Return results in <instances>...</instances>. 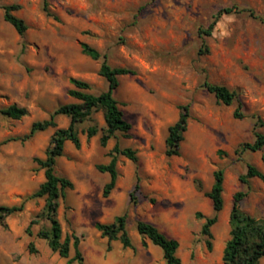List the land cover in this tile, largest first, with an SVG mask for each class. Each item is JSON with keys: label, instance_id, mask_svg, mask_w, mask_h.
Wrapping results in <instances>:
<instances>
[{"label": "rangeland", "instance_id": "1", "mask_svg": "<svg viewBox=\"0 0 264 264\" xmlns=\"http://www.w3.org/2000/svg\"><path fill=\"white\" fill-rule=\"evenodd\" d=\"M44 1L58 21L43 11ZM9 5L20 6L14 15L28 27L24 38L3 19L1 7ZM227 7L246 12L223 16L210 36L202 34ZM247 11L264 19V0H0V206L20 205L44 182L34 158H45L54 129L26 142L5 141L28 134L33 122L49 119L58 107L77 103L68 95L74 88L71 78L88 83V92L95 95L107 89L98 75L100 61L81 52L80 43H87L106 55L110 66L135 71L119 78L114 95L132 128L129 138L119 133L101 147L105 123L99 111L77 126L79 150L65 143L56 172L73 189L59 200L63 235L80 239L86 264H164L161 250L137 233L136 222L145 221L178 241L181 264H222L233 196L245 193L242 210L264 219V181L253 178L244 185L239 180L248 165L264 174V149L239 150L253 141L256 117L264 122V20L251 18ZM204 82L235 91L244 118H233L236 103L217 104L202 87ZM11 105L26 108L27 116L13 120L2 115ZM186 105L190 117L180 155L169 158L168 127ZM55 122L57 128H67L69 119L57 116ZM91 126L99 132L87 139L85 131ZM116 144L135 151L137 162L118 156L116 187L104 198L109 175L96 166L110 162ZM217 169L224 171L223 209L211 229L209 251L201 231L206 218L214 215L205 194ZM137 180L140 188L132 201ZM43 206L44 199L28 201L22 212L0 222V264H66L36 236L46 225L36 219ZM124 214L134 250L119 242L108 249L95 224L112 223ZM33 220L37 223L30 237L26 229ZM30 242L34 253L28 249Z\"/></svg>", "mask_w": 264, "mask_h": 264}, {"label": "trees", "instance_id": "2", "mask_svg": "<svg viewBox=\"0 0 264 264\" xmlns=\"http://www.w3.org/2000/svg\"><path fill=\"white\" fill-rule=\"evenodd\" d=\"M3 19L10 24L16 31L19 37L24 38L28 30L25 22L14 15V12L20 9L19 5L2 6ZM43 11L47 16L53 17L56 21L58 18L53 15L46 1L43 4ZM244 10L237 7H227L213 17L212 23L201 33L210 36L223 16L243 13ZM253 19L264 20L258 17L251 11H247ZM81 52L84 56L93 61H100L98 75L107 83V89L98 94H92L90 85L84 81L71 78L70 84L74 87L68 91V95L78 101L77 103L65 104L58 107L47 120L33 122L28 134L21 138L7 139L9 141L26 142L34 137L39 132H44L48 129H54L53 134L49 139L48 148L45 152V158H34V162L40 169L44 171V182L40 184L37 191L25 197L23 202L18 206H0V222L4 223L5 219L20 213L24 210L25 204L34 199H44V206L41 212L36 216L38 221H43L46 225L38 231L37 238L44 240L49 249L59 255L60 258L66 259V264H86L83 254L80 250V239L75 235H63L61 224L57 218L59 208V200L65 198L66 191L73 189V183L65 177H62L56 172V164L58 158L63 156L64 146L66 142H71L76 150L81 147V141L77 131V126L90 120L92 114L101 111L105 127L102 129L99 138L101 147H106L109 140L115 139L117 134H122L125 138H129L131 124L124 118V114L120 109V103L115 98V92L119 88V78L123 76H134V70L128 68H115L109 65L107 56L102 55L95 48L87 43H80ZM202 87L216 100V103L224 106L237 104L233 112V118L241 120L244 118L242 113V104L239 102L238 94L235 91L229 90L225 86L213 85L204 82ZM180 114L177 121L168 127V135L165 140V155L167 157H178L180 155V145L184 140V134L187 131L188 120L190 117L189 106L180 107ZM1 114L13 120H20L27 116L28 111L24 107L11 105L1 111ZM57 116H65L69 119L67 128H57L55 118ZM264 127V122L256 117L254 124V139L250 143H243L239 146L240 151L261 152L264 149V134L261 128ZM99 132L96 126H91L86 129L85 134L87 139L95 137ZM110 162L106 165H97L96 169L100 173L108 174L109 181L104 185L102 196L108 198L116 187L118 180L117 158L124 156L133 163L137 162L136 152L130 148L121 149L116 144L109 153ZM264 165V154L261 156ZM257 178L264 181V174L255 166L248 165L244 175L239 177L242 184L248 185L249 181ZM223 183L224 171L217 169L213 172V184L206 197L211 201L214 215L206 218L202 226V235L206 238V246L209 251L212 250V232L211 229L218 221V214L223 209ZM138 180L134 191L131 194V199L134 201V193L139 190ZM246 196L243 192H238L233 196L232 208L229 215V239L225 243L222 250V264H261L264 259V219L256 218L244 212L240 206L241 201ZM201 217V215H197ZM37 221L30 222L26 229L28 236H32L31 227ZM95 229L100 233L102 238L107 239L108 249L112 242H119L124 249L134 250L132 239L127 230V215L116 216L112 223L102 224L96 223ZM137 233L145 239H148L152 245L158 247L163 256L164 264H181L177 251L179 243L177 240L167 237L155 225L150 222L137 221ZM145 247L146 243L143 241ZM74 249V257L70 258L71 249ZM28 249L30 253L35 252L32 242L29 243Z\"/></svg>", "mask_w": 264, "mask_h": 264}]
</instances>
